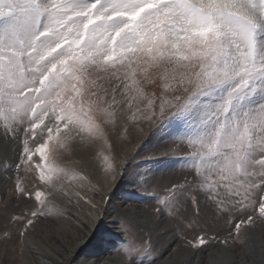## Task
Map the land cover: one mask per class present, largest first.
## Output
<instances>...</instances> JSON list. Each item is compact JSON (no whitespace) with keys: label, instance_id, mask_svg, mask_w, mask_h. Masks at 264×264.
<instances>
[{"label":"snow or ice","instance_id":"snow-or-ice-1","mask_svg":"<svg viewBox=\"0 0 264 264\" xmlns=\"http://www.w3.org/2000/svg\"><path fill=\"white\" fill-rule=\"evenodd\" d=\"M133 131L173 147L130 152ZM0 138L5 251L75 220L57 264H157L152 217L129 207L143 190L157 219L199 229L186 246L264 264V0H0ZM165 159L186 173L157 193L136 165ZM125 183L112 228L85 240Z\"/></svg>","mask_w":264,"mask_h":264},{"label":"bare ground","instance_id":"bare-ground-1","mask_svg":"<svg viewBox=\"0 0 264 264\" xmlns=\"http://www.w3.org/2000/svg\"><path fill=\"white\" fill-rule=\"evenodd\" d=\"M4 146V141L2 138H0V151H2ZM9 156H13V154L11 152H9ZM14 159V156H13ZM183 177V175L178 174L177 172H172L169 173L159 179H161V181L159 180L160 187H164L165 185L175 181V180H179ZM157 181V180H156ZM156 184V183H155ZM153 184V185H155ZM158 184V183H157ZM152 185V186H153ZM158 186V185H156ZM122 186H119L118 188L114 185L112 189H109L110 194H116V191L119 190V188H121ZM157 188V187H156ZM155 188V189H156ZM154 189V188H152ZM0 191L3 195V202H8L9 204L12 203V200H9V198L12 196V192H11V184H5L0 182ZM143 192V190H141ZM161 191V189H160ZM121 192V190H120ZM118 198V196H117ZM57 202H60V204L62 206H66L65 202L62 199H58ZM113 205H107L105 208L102 209V213L101 216L97 217L96 220V224H91V227L93 229V232L88 233V236H86L84 239L88 240L89 238H91L94 234L99 233H103V231L105 230V228H112V219L114 218V216H107V213L109 212H114L115 209H117L120 204L121 201L118 202H114L113 201ZM129 207H131L135 212H137L138 215L143 216V217H152V223L150 225L151 230L153 232V240L156 241L157 245L159 246V248L157 249V251L160 253L162 252L161 256H160V260L158 261V264H201V262L203 261L205 255L202 254L200 251L198 252H189V254H184V252H179L180 250L177 249L181 244H179V246L175 245L180 243L181 240L180 239L181 236L184 235L183 232H181L180 234L178 233V231H174L175 233L170 235V237H168V235L172 232L173 230V225L170 223L171 218L167 215L157 219L154 215H153V208L151 206H148V208L145 210L144 208H141L140 206H135L133 205H129ZM3 208L0 209V212H2ZM210 216V221L215 219L213 217H211V214H208L206 216L207 219V224H209V217ZM106 217V218H105ZM85 223L90 224L91 222L87 220L86 217H84ZM54 221V220H53ZM178 222V221H177ZM49 223V222H47ZM214 223V222H212ZM52 227L48 228L46 226L42 225V229L39 230V232L41 231H45L42 235L39 236V232L37 235H35L33 238L34 243L36 244L37 242V246L39 248V252H33L30 250H25L24 254H20V252L17 251H13L11 248H9L7 250L8 254H12V256L2 260L1 262V256H0V264H57V252L58 251H62V245L68 243V237L72 236L75 237L77 235H81L82 233L79 231L81 229H83L84 231H86L85 226L83 224H80L78 221L73 220L72 226L69 225H63L59 222L56 223H52L51 224ZM102 225V230L99 231V227ZM214 225V224H213ZM181 226V223H180ZM207 226V225H205ZM215 228V226H213ZM40 229V228H39ZM226 229V228H225ZM178 230V228H177ZM226 231V230H225ZM207 245V244H206ZM206 245L204 246V248H206ZM217 246V245H216ZM224 247V245H223ZM3 250V246L0 245V251ZM215 250V249H214ZM241 250V248H240ZM89 251H93L96 254L102 256L103 258L106 259H119V257H108L105 255V253L103 252L102 249L100 248H91L89 249ZM211 251V250H210ZM171 252V253H170ZM204 252V251H203ZM18 253V255L16 254ZM40 253H43L42 255ZM170 253V255H169ZM218 255H214V253L210 254V264H224L222 263V259L224 258V253L218 252ZM23 256L24 260L20 259V256ZM18 256V257H17ZM227 258V255L226 257ZM246 260L248 262H246ZM250 261L252 262L251 257L248 258V254L246 253V251L242 250L241 254H239L238 256H236V259L233 257L230 261V264H249ZM4 262V263H3ZM252 264V263H250Z\"/></svg>","mask_w":264,"mask_h":264},{"label":"rangeland","instance_id":"rangeland-1","mask_svg":"<svg viewBox=\"0 0 264 264\" xmlns=\"http://www.w3.org/2000/svg\"><path fill=\"white\" fill-rule=\"evenodd\" d=\"M138 141H140V143H137ZM124 147L126 148V150H128L130 152H135V151L139 150L141 155H146V154H149L150 152L167 151L170 147H173V145H165V143L163 141H160V139L158 137H154L150 133L145 135L143 137V140H141L140 134L137 131H133L131 136L128 138V143H126L124 145ZM136 167L139 169L150 168L154 173H157L155 176V179L153 181V184H155V183L156 184L155 185L152 184L153 185L152 188H154L153 190H155L157 193L160 192V189L161 190L163 189L162 187L159 186V184H160L159 180L161 181V179H159V178H161V177H163L169 173H172V172H177L178 174H181L183 176L186 173V170H184L180 165H176L175 167H173L172 162H170L166 159L160 160V161H139L138 164L136 165ZM156 185H158V186H156ZM126 188H127V184L125 183L121 188H119V190L116 191L115 197L113 198L114 202L121 201V197L125 196V189ZM120 190H121V192H120ZM117 196H118V198H117ZM2 199H3V195L0 191V209H2L4 207V202H3L4 200H2ZM97 199H99V196H97ZM9 200H11V197L9 198ZM113 201H112L111 205L114 204ZM58 203H60V202H58ZM130 204L131 205L134 204L135 206H140L141 208H144L145 210L148 208V206H151L153 209L157 206L155 201L153 199H151L148 195L143 194L142 191H141V196L138 197L137 199H135ZM208 218L210 221V216ZM225 219L226 218L220 217V218H215V219L211 220L209 222V224H207V226L210 225L209 234L213 235V236H218V237L225 235L226 234L225 228H227V224L225 222ZM48 222L50 224H52V223H56L57 221L49 220ZM212 222H214V223H212ZM170 223L173 225L174 228H173L172 232L168 235V237H170V235L174 234L176 231H178L179 234L181 232L184 233V235L180 237V239H183V240H181L180 243L175 244L177 246H179V244H181L177 248L180 250L179 252H182V253L184 252V254L187 255V254H189V252H192V251H194V252L200 251L202 254L205 255L201 264H210V260H211L210 254L214 253V251H215V254H214L215 256L219 254L218 252L224 253V258L222 259L223 260L222 263H224V264H230L231 259L233 257L236 259V256L241 254L242 250L246 251V253L248 254L246 248L240 250V248L237 247L235 250H233L232 248H230L228 246L224 245V247H223L222 244H218V243H211V246H209V244L206 243L207 244V245L205 244L206 248H204L205 245H201L199 247H192L190 245L186 246L187 241L193 240V238L197 235V232L199 231V229H196V231H193L191 229H188L182 223L180 226V223L177 222V220H175L173 218H171ZM213 226H215V228ZM98 227H99V231H101L102 225H100ZM39 228L40 229H38V232H39V230L42 229V226H40ZM177 228H178V230H177ZM44 232H45L44 230L39 232V236L42 235ZM154 242L156 243V241H154ZM36 244H37V242H36ZM159 246L156 243V255H158L160 257L162 252L159 253L158 252L159 250L157 251ZM170 253H169V255H170ZM16 254L18 255V253H16ZM226 255H227V258H225ZM0 256H1V262H2V260L12 256V254H8L7 251H5V249L3 248V250L0 251ZM248 258H250L249 254H248ZM20 259L24 260L22 255L20 256ZM158 261H157V264H158ZM246 262H248V261L246 260ZM250 263H252V262L250 261Z\"/></svg>","mask_w":264,"mask_h":264}]
</instances>
